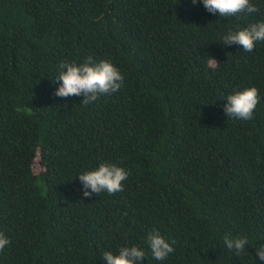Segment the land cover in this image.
Returning <instances> with one entry per match:
<instances>
[{
	"label": "trees",
	"instance_id": "16d2710c",
	"mask_svg": "<svg viewBox=\"0 0 264 264\" xmlns=\"http://www.w3.org/2000/svg\"><path fill=\"white\" fill-rule=\"evenodd\" d=\"M250 3L221 17L202 0H0V264H106L133 245L143 264H261L264 41L221 42L264 22ZM89 57L120 90L55 96L60 64ZM250 87L253 118H229L226 97ZM103 162L129 172L124 190L84 197L79 175ZM153 230L174 248L163 261ZM225 235L249 243L237 256Z\"/></svg>",
	"mask_w": 264,
	"mask_h": 264
},
{
	"label": "clouds",
	"instance_id": "9594fccd",
	"mask_svg": "<svg viewBox=\"0 0 264 264\" xmlns=\"http://www.w3.org/2000/svg\"><path fill=\"white\" fill-rule=\"evenodd\" d=\"M193 4L198 0H192ZM204 7L209 13H219L221 17L235 16L238 13H256L258 8L250 3V0H202ZM264 41V22L251 24L247 28L236 31H229L223 38L225 46L238 45L246 52H252L257 42ZM210 62H217L214 58H208ZM59 74L55 82L59 83L54 95L67 98L71 96L83 97L82 105H89L99 97L110 95L120 90L124 77L120 70L110 61L101 60L98 63L92 57L86 59L82 64L61 63ZM259 90L250 87L238 91L226 97L228 101L224 108L229 118L251 120L254 110L259 103ZM129 172L113 163L103 162L96 169L82 173L79 180L83 185L84 197H91L93 193L99 195L106 191L108 194H115L124 190L123 183L127 180ZM147 242L153 258L157 261L165 260L174 251L171 244L160 234L153 230L147 236ZM9 239L0 233V252L7 245ZM175 241H172L174 244ZM249 243L247 238L225 235L224 244L234 250L239 256ZM261 264H264V247L256 249ZM146 253L138 246L121 247L118 254L105 251L102 259L106 264H143Z\"/></svg>",
	"mask_w": 264,
	"mask_h": 264
}]
</instances>
